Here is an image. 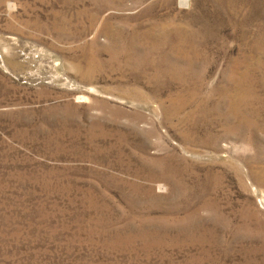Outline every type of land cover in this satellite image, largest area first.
<instances>
[{
  "label": "rangeland",
  "instance_id": "rangeland-1",
  "mask_svg": "<svg viewBox=\"0 0 264 264\" xmlns=\"http://www.w3.org/2000/svg\"><path fill=\"white\" fill-rule=\"evenodd\" d=\"M0 264H264V0H0Z\"/></svg>",
  "mask_w": 264,
  "mask_h": 264
},
{
  "label": "bare ground",
  "instance_id": "bare-ground-1",
  "mask_svg": "<svg viewBox=\"0 0 264 264\" xmlns=\"http://www.w3.org/2000/svg\"><path fill=\"white\" fill-rule=\"evenodd\" d=\"M95 1V0H94ZM13 5V4H12ZM10 6H11V4H10ZM141 37V36H140Z\"/></svg>",
  "mask_w": 264,
  "mask_h": 264
}]
</instances>
